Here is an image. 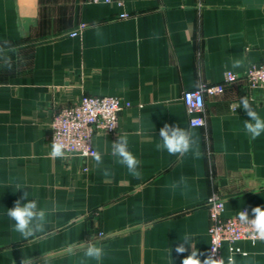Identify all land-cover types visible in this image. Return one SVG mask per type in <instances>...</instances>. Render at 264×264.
<instances>
[{"label":"crops","instance_id":"crops-1","mask_svg":"<svg viewBox=\"0 0 264 264\" xmlns=\"http://www.w3.org/2000/svg\"><path fill=\"white\" fill-rule=\"evenodd\" d=\"M24 16L32 18L28 28ZM236 60L241 67H232ZM260 62L264 0H0V264H20L23 256L33 264H80L87 242L105 249L99 264H182L191 244L203 261L210 195L224 199L226 216L264 208V133L252 140L244 129L250 118L231 107L246 96L264 118V101L241 76L219 94L205 93L206 123L191 126L182 95ZM83 94L126 104L118 130L94 136L99 166L94 156H49L54 113ZM166 123L194 132L198 159L156 149ZM119 135L141 161L140 179L111 154ZM181 176L186 194L167 187ZM25 191L48 211L45 233L27 240L7 216ZM68 245L76 246L73 255ZM229 249L236 264H264V241H225V260Z\"/></svg>","mask_w":264,"mask_h":264},{"label":"clouds","instance_id":"clouds-1","mask_svg":"<svg viewBox=\"0 0 264 264\" xmlns=\"http://www.w3.org/2000/svg\"><path fill=\"white\" fill-rule=\"evenodd\" d=\"M242 66V61L236 60L233 62L232 67L238 68ZM225 77L229 80H233L234 76L231 72H226ZM232 110L236 111L237 108H242L249 120H245L244 129L247 134L250 135L252 140L257 139L264 133V118H262L251 106L249 99L245 96L239 100L238 104H233ZM113 127L115 125L113 124ZM159 137L161 142L156 144L158 151H167L170 155L185 156L189 153L193 155V158H199L201 153L197 140L194 138L195 134L190 129L182 128L179 125L165 124L159 131ZM66 145L61 140H56L51 143V151L49 156L53 159L66 157ZM112 156L117 159V162L127 168L128 173L136 179H140L142 176L139 170L141 161L129 151L127 137L120 136L117 141L112 143ZM94 160L99 166L103 163L102 155L100 152L93 153ZM104 176L110 175L108 169L104 170ZM187 178L181 176L178 180L173 181L167 187L171 188L175 193L176 190H181V194H186ZM17 188L22 189L17 184ZM27 201L21 203V201ZM253 218H249L247 211H239L237 219L243 225L250 226L251 231L249 236L255 244L257 240L264 241V208L257 206L252 210ZM7 216L14 221L13 230L20 234V236L27 240L29 238H35L38 234L45 233L46 225L48 223V211L44 208L38 207L35 200L28 199V191H25L20 199H17L12 208H7ZM190 237L185 236L182 241L184 243H190ZM191 244V243H190ZM83 256L80 259V264H88L89 261H96L97 264L101 262L106 255L103 246L94 244L92 242L82 243ZM192 246L191 254L186 256L182 260V264H236L234 250L229 249L230 254L225 260L223 257L215 258L216 252L219 249L215 245L212 246L211 252L206 258L201 261L198 251ZM76 250L75 245H68L65 249L68 255H73ZM176 253L183 254L186 251L184 244H180L175 249ZM235 251H239L238 249ZM244 257H248V253H243ZM20 264H33V260L30 256H23ZM247 264H253L252 260H248Z\"/></svg>","mask_w":264,"mask_h":264},{"label":"built area","instance_id":"built-area-1","mask_svg":"<svg viewBox=\"0 0 264 264\" xmlns=\"http://www.w3.org/2000/svg\"><path fill=\"white\" fill-rule=\"evenodd\" d=\"M88 1L116 2L120 5L125 2V0ZM122 16H128V14L124 13ZM226 72H231L234 79H227ZM225 73L224 81L221 83L201 84L184 91L182 99L187 107L191 126H202L206 123L205 93L219 94L226 83L236 81L241 76L245 77L248 88L256 93L254 96L264 101V62L251 63L244 74L231 70H226ZM125 105L118 96L83 94L77 101L59 107L54 113L50 123V144L54 139L61 140L67 146L66 155L78 153L85 158L93 156V153L97 152L93 143L94 136L100 130L115 133L119 126V114ZM206 204L211 220L210 252L213 245L219 248L215 258L222 257L221 248L225 241L234 243L242 239H251L250 226L241 224L237 219L238 214L224 215V199L219 194L210 195ZM249 218H253L250 213Z\"/></svg>","mask_w":264,"mask_h":264},{"label":"water","instance_id":"water-1","mask_svg":"<svg viewBox=\"0 0 264 264\" xmlns=\"http://www.w3.org/2000/svg\"><path fill=\"white\" fill-rule=\"evenodd\" d=\"M30 23H32V18L28 17V16H24L22 17V22L21 24L25 27L28 28Z\"/></svg>","mask_w":264,"mask_h":264}]
</instances>
